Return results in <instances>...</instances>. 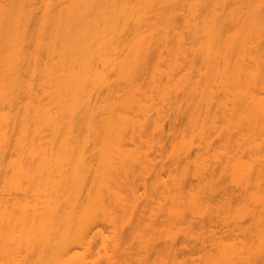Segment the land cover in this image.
Wrapping results in <instances>:
<instances>
[{"label": "bare ground", "instance_id": "bare-ground-1", "mask_svg": "<svg viewBox=\"0 0 264 264\" xmlns=\"http://www.w3.org/2000/svg\"><path fill=\"white\" fill-rule=\"evenodd\" d=\"M101 258L262 264L264 0H0V264Z\"/></svg>", "mask_w": 264, "mask_h": 264}, {"label": "rangeland", "instance_id": "rangeland-1", "mask_svg": "<svg viewBox=\"0 0 264 264\" xmlns=\"http://www.w3.org/2000/svg\"><path fill=\"white\" fill-rule=\"evenodd\" d=\"M182 122V119L181 118H178L176 120H174L173 122H170L168 119H165L164 120V130L167 134H171L173 133L177 128L178 126L181 124ZM164 148L163 150L159 149L157 146L153 147L152 150H149V155L154 158V163H153V166L152 168L155 169V167H157L160 162L164 163V164H168L169 163V156H167V154L169 153L168 152V147H167V144L163 143L162 145ZM194 149V148H193ZM165 150V151H164ZM193 153V152H192ZM152 174V172H151ZM151 178V176L149 177V175L146 176V179L149 180ZM142 190V188L140 189V191ZM232 193H233V197H232V201L235 200V193L237 192V186H231L229 185V189ZM140 201H142V198H140ZM246 219V218H245ZM244 222H247V220H245ZM218 230H220V227H217ZM236 233H239V231H236L235 233L232 234V237H234V235ZM223 234H226V232H224ZM204 250V249H203ZM203 250H201V252L199 254L195 253L194 256L196 257V261H198V256H201L203 254ZM104 259L101 258V259H98L96 261V264H104ZM133 264H137L136 262L133 263ZM262 264H264V258H263V262Z\"/></svg>", "mask_w": 264, "mask_h": 264}]
</instances>
